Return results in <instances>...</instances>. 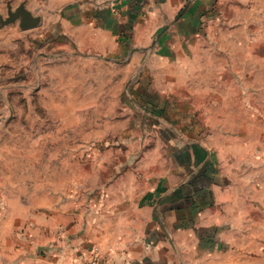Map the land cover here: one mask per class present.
I'll list each match as a JSON object with an SVG mask.
<instances>
[{"label":"rangeland","instance_id":"rangeland-1","mask_svg":"<svg viewBox=\"0 0 264 264\" xmlns=\"http://www.w3.org/2000/svg\"><path fill=\"white\" fill-rule=\"evenodd\" d=\"M188 6L149 38L150 0H0V264H264V0ZM142 212V254L102 240Z\"/></svg>","mask_w":264,"mask_h":264},{"label":"crops","instance_id":"crops-1","mask_svg":"<svg viewBox=\"0 0 264 264\" xmlns=\"http://www.w3.org/2000/svg\"><path fill=\"white\" fill-rule=\"evenodd\" d=\"M100 1V0H98ZM101 1H108V0H101ZM129 1H133V0H129ZM162 4H158L156 2H158V0H150L151 6L153 7L152 10H150L148 8V12H150L148 14L147 18H143L139 17L136 22H135V33L136 36L139 37V35L143 32H146V37L148 36L150 38V36H152L154 34V32L157 30V28L162 25L165 20H170V19H174L173 17H175L179 11V8L181 5L185 4L186 1H189V6L186 8L184 14H183V18L180 20L179 22V28H182L181 30L184 31L186 30L187 33H193L197 27H195V22L194 19L197 17V15L199 14V10L201 7H204L205 4H207L208 2H210V0H159ZM98 3V2H97ZM154 6H156L154 8ZM128 4L124 5L122 8V14L123 16H125L126 20L123 19L121 22L122 23H127V18L131 16L130 12L127 10ZM99 5L96 4V7L93 8L94 13H96V15H99L100 9H99ZM102 14V13H101ZM146 21V30L143 29V24ZM148 21V22H147ZM96 27L100 28L102 27L101 22L97 23ZM111 26V22L106 26H103L102 29H98L97 30H93V34H91V41H92V48L96 49L97 51L100 52H104V53H109L110 49L114 46L113 43L115 41V39L113 40V36L111 34V30H110ZM178 37V36H176ZM185 44H194V39H190V40H186ZM163 48L164 50L166 49L165 47L167 46V42L164 40L163 43ZM141 47H143L144 45L140 44ZM184 47V46H183ZM179 53L183 52V49L178 50ZM184 55V54H182ZM181 55V56H182ZM140 57V55H138V58ZM137 58V59H138ZM151 62H155V63H161L164 62V57L162 55H153ZM155 181V179L153 180V182ZM156 186V183H152ZM152 184H147L146 187H144V192H149L150 189H152ZM134 189V186L131 185V183L127 182L125 184H123L122 187H113L112 191H120L122 196L119 194L118 196H115L113 198L114 201L120 202V200L122 199H126L129 200L130 196L128 195V193L130 191H132ZM125 193H127L125 195ZM144 196H141V205L144 203L142 202L144 199ZM119 204H115L114 206H116ZM138 205V204H137ZM143 206H145L143 204ZM131 207L130 203H127L126 208ZM146 209H151V206H146ZM131 214V213H130ZM129 213H127V215L129 216H124L123 220H121L120 218H118L115 222L112 223V227L108 229L107 231V236L103 237L102 240H108L109 243H111L112 245H114L115 247H120V248H127L131 254H134V256H139V254H142L143 250L145 249L144 244L142 242V238L141 235L144 232V227H142L141 225L143 224V222L141 221V217L143 212L140 213V217L138 222L135 223L134 222V217L132 215H130ZM151 215H145V220L146 222H149L151 225L154 226V228L157 226L158 224V218H156V215L152 217V210H151ZM167 220V223L170 221H176L178 219V216L174 214V216H170V217H164ZM132 219V220H131ZM141 219V220H140ZM160 219L162 220V218L160 217ZM148 220V221H147ZM138 224V226L136 227L135 225ZM169 224V223H168ZM165 227L168 228L166 226L165 223ZM136 246H135V245ZM159 252V251H158ZM193 252V251H190ZM188 255V254H187ZM171 256H173V254H171ZM205 261H207L206 259L203 260L199 259L197 261H192V264H205ZM264 261V259H263ZM152 263L155 264V261L152 259ZM259 262H257L256 264H258ZM263 262L261 261V264ZM149 264V263H148ZM172 264V263H170Z\"/></svg>","mask_w":264,"mask_h":264},{"label":"water","instance_id":"water-1","mask_svg":"<svg viewBox=\"0 0 264 264\" xmlns=\"http://www.w3.org/2000/svg\"><path fill=\"white\" fill-rule=\"evenodd\" d=\"M28 15L27 21L25 22V27L31 26L33 24V17L30 12H26Z\"/></svg>","mask_w":264,"mask_h":264}]
</instances>
